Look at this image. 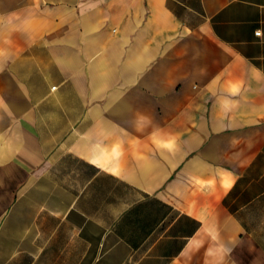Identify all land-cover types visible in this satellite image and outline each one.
<instances>
[{"label":"crops","instance_id":"crops-1","mask_svg":"<svg viewBox=\"0 0 264 264\" xmlns=\"http://www.w3.org/2000/svg\"><path fill=\"white\" fill-rule=\"evenodd\" d=\"M0 264H264V0H0Z\"/></svg>","mask_w":264,"mask_h":264},{"label":"built area","instance_id":"built-area-1","mask_svg":"<svg viewBox=\"0 0 264 264\" xmlns=\"http://www.w3.org/2000/svg\"><path fill=\"white\" fill-rule=\"evenodd\" d=\"M256 34H257V35L260 34V31H256Z\"/></svg>","mask_w":264,"mask_h":264}]
</instances>
